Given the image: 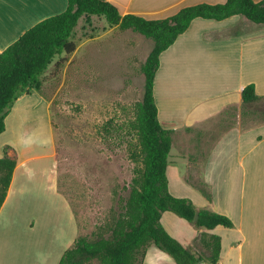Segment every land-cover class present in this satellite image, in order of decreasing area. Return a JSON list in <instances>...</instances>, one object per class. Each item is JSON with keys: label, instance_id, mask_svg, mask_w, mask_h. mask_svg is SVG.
Masks as SVG:
<instances>
[{"label": "crops", "instance_id": "1", "mask_svg": "<svg viewBox=\"0 0 264 264\" xmlns=\"http://www.w3.org/2000/svg\"><path fill=\"white\" fill-rule=\"evenodd\" d=\"M109 1L121 14L163 18L185 5L225 0ZM66 5L67 0H0V52ZM248 83L254 84L257 95L264 96V23L241 14L222 20L194 18L160 53L154 76L158 120L172 129L166 168L169 192L189 198L198 209L226 215L233 225L196 227L168 210L159 220L196 256L208 254L205 243L210 236H218L215 264H264V122L243 127L238 121L213 141L204 160L199 163L190 158L198 151L194 134L224 109L242 107L241 92ZM36 105L39 111L34 110ZM4 123L0 157L8 145L16 165L0 206V264H58L77 236V225L68 200L58 190L50 101L35 92L21 94ZM198 182L210 192V200L196 188ZM55 210L63 221L56 219ZM200 234L205 243L198 239ZM141 264L176 262L150 245Z\"/></svg>", "mask_w": 264, "mask_h": 264}, {"label": "trees", "instance_id": "2", "mask_svg": "<svg viewBox=\"0 0 264 264\" xmlns=\"http://www.w3.org/2000/svg\"><path fill=\"white\" fill-rule=\"evenodd\" d=\"M241 14L255 23H264V0H225L220 3L199 2L182 6L174 14L163 18H146L121 14L109 0H67L66 8L48 16L24 31L15 41L0 52V132L4 119L15 100L24 93L38 92L40 76L53 58L60 53L71 54L76 48L73 32L78 19L90 15L102 16L109 25L121 30L130 29L153 42L141 65L144 77L141 99L136 102L127 128L133 134L134 148L130 157L139 164L129 184L126 197L119 201V211L113 216L106 235L93 239L77 236L62 253L58 264H82L96 259L98 264H141L146 249L154 245L167 253L176 264H197L201 259L215 263L219 256L220 238L210 236L205 243L208 254L191 253L161 225L160 215L171 211L196 227L213 228L216 225L231 227L232 221L224 214L198 209L187 197H177L168 190L166 175L167 157L171 146L172 129L164 128L158 120L154 100V76L160 53L183 33L196 17L222 20ZM65 61L60 57L55 66ZM243 105L264 100L255 93L254 84L248 83L241 92ZM6 145L0 157V206L4 201L16 158L8 154ZM196 188L208 200L210 192L202 182ZM198 213L194 220L195 213Z\"/></svg>", "mask_w": 264, "mask_h": 264}, {"label": "rangeland", "instance_id": "3", "mask_svg": "<svg viewBox=\"0 0 264 264\" xmlns=\"http://www.w3.org/2000/svg\"><path fill=\"white\" fill-rule=\"evenodd\" d=\"M91 17L79 20L73 32L75 50L53 58L35 92L50 101L58 190L72 208L77 236L88 239L106 235L139 166L130 157L135 140L127 123L142 97L141 65L153 44L140 33L109 25L102 16ZM60 57L65 61L56 67ZM34 110L40 109L36 105ZM238 121L243 127L264 122V100L228 107L202 125L193 137L198 151L190 158L204 160L213 141ZM39 122L41 132L40 118ZM192 177L197 181L196 174ZM56 215L63 221L59 211Z\"/></svg>", "mask_w": 264, "mask_h": 264}, {"label": "built area", "instance_id": "4", "mask_svg": "<svg viewBox=\"0 0 264 264\" xmlns=\"http://www.w3.org/2000/svg\"><path fill=\"white\" fill-rule=\"evenodd\" d=\"M197 264H215V263H209V262H205V261H200Z\"/></svg>", "mask_w": 264, "mask_h": 264}, {"label": "water", "instance_id": "5", "mask_svg": "<svg viewBox=\"0 0 264 264\" xmlns=\"http://www.w3.org/2000/svg\"><path fill=\"white\" fill-rule=\"evenodd\" d=\"M197 215H198V213L196 212V213H195V216H194V220H196V218H197Z\"/></svg>", "mask_w": 264, "mask_h": 264}]
</instances>
